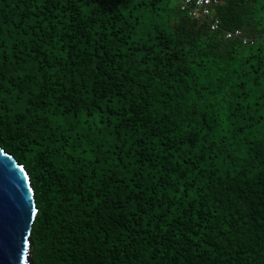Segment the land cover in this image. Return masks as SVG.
<instances>
[{"label": "trees", "instance_id": "trees-1", "mask_svg": "<svg viewBox=\"0 0 264 264\" xmlns=\"http://www.w3.org/2000/svg\"><path fill=\"white\" fill-rule=\"evenodd\" d=\"M179 1L0 0L33 264H264V0Z\"/></svg>", "mask_w": 264, "mask_h": 264}, {"label": "water", "instance_id": "water-1", "mask_svg": "<svg viewBox=\"0 0 264 264\" xmlns=\"http://www.w3.org/2000/svg\"><path fill=\"white\" fill-rule=\"evenodd\" d=\"M38 208L30 174L23 163L0 145V264L11 260L12 264H33L32 229ZM21 237L27 241L19 249L18 256L7 255L10 244L19 246Z\"/></svg>", "mask_w": 264, "mask_h": 264}, {"label": "built area", "instance_id": "built-area-1", "mask_svg": "<svg viewBox=\"0 0 264 264\" xmlns=\"http://www.w3.org/2000/svg\"><path fill=\"white\" fill-rule=\"evenodd\" d=\"M180 7L188 11L192 16L210 17L211 28L217 29L220 26V17L215 14L214 6L219 3V0H180ZM226 38H239L243 44H253L255 37L246 35L241 28L225 30Z\"/></svg>", "mask_w": 264, "mask_h": 264}, {"label": "snow or ice", "instance_id": "snow-or-ice-1", "mask_svg": "<svg viewBox=\"0 0 264 264\" xmlns=\"http://www.w3.org/2000/svg\"><path fill=\"white\" fill-rule=\"evenodd\" d=\"M26 243L28 242L24 241L23 238L21 237V243L18 247L15 246L14 244L9 245L7 250V255L18 256L19 249L22 248ZM0 253H3V256L5 258L6 253L4 252L3 246H0ZM5 264H12V261L5 259Z\"/></svg>", "mask_w": 264, "mask_h": 264}]
</instances>
